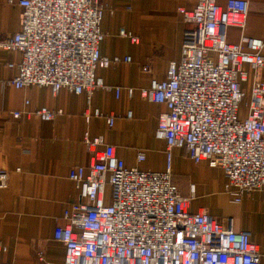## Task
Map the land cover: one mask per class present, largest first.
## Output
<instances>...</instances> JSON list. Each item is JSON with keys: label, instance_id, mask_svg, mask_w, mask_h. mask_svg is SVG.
<instances>
[{"label": "built area", "instance_id": "1", "mask_svg": "<svg viewBox=\"0 0 264 264\" xmlns=\"http://www.w3.org/2000/svg\"><path fill=\"white\" fill-rule=\"evenodd\" d=\"M20 27L0 34V48L16 49L21 58L10 79L15 87L49 85L53 94L61 87L89 97L104 84L95 74L130 55L108 56L100 52L104 33L100 27L105 4L100 0H17ZM190 25L183 31L181 56L170 60L166 76L151 78L139 93L165 104L155 136L171 147H183L193 161L206 159L222 169L226 189L235 201L254 190L264 197V80L253 77L246 115L239 117L243 98L241 82L264 66V38L241 34L227 40V27L245 26L247 0H196L191 9L181 8ZM119 34L137 37L125 28ZM149 70V65H142ZM133 87H128L129 94ZM28 100L25 99V104ZM31 111L12 109L18 118ZM50 120L62 112L46 106L33 111ZM101 115L94 108L86 119ZM132 111H127L131 116ZM108 125L113 114L105 115ZM83 141L92 152L89 165H73L68 177L79 191V200L62 213L53 239L64 245L62 264H260L261 253L247 229H230L206 210H190L189 200L165 170L127 166L114 146L101 136ZM99 143L102 150H94ZM137 160L144 159L142 150ZM8 172L0 167V187L7 185ZM110 193L105 198V186ZM1 264H12L2 262Z\"/></svg>", "mask_w": 264, "mask_h": 264}, {"label": "crops", "instance_id": "2", "mask_svg": "<svg viewBox=\"0 0 264 264\" xmlns=\"http://www.w3.org/2000/svg\"><path fill=\"white\" fill-rule=\"evenodd\" d=\"M104 6L100 27L104 33L99 43L104 55H130L107 67H97L95 74L104 84L88 97L61 87L55 94L49 85L29 84L15 87L10 79L21 54L16 49L0 48V167L8 172L7 185L0 187V264H62L64 245L53 239V230L66 207L79 200V191L68 177L73 165H89L91 151L83 141L101 136L103 143L114 146L115 153L127 166L165 170L170 163L171 176L189 200L190 210H206L230 229H247L261 253L264 264V197L254 190L235 201L226 189L227 177L206 159L193 161L185 148L171 147L167 157L166 142L155 136L159 114L165 104L151 101L139 93L151 78L166 76L170 60L181 56L183 31L190 25L181 8L191 9L196 0H100ZM224 5L226 0H216ZM245 26L227 27V40L237 43L241 34L264 38V0H247ZM21 7L17 0H0V34L20 27ZM123 27L137 37L133 41L119 34ZM264 54V46L262 49ZM148 64L149 70L142 69ZM248 76L241 82L243 98L253 77L264 80V66L252 71L244 64ZM133 87L131 94L127 88ZM25 99L28 103L25 104ZM242 102V101H241ZM241 105V103H240ZM46 106L61 109L53 119H41L34 109ZM94 108L101 115L87 113ZM12 109L31 111L15 118ZM131 110V116L127 111ZM245 112L239 117H244ZM113 114L108 125L105 115ZM99 143L94 150H102ZM144 159L137 160V151Z\"/></svg>", "mask_w": 264, "mask_h": 264}, {"label": "rangeland", "instance_id": "3", "mask_svg": "<svg viewBox=\"0 0 264 264\" xmlns=\"http://www.w3.org/2000/svg\"><path fill=\"white\" fill-rule=\"evenodd\" d=\"M247 95L244 97V99L242 100L241 102V105H240V115H242L244 112H245V102L247 101ZM110 193V187L109 185H106L105 186V198L108 199V195Z\"/></svg>", "mask_w": 264, "mask_h": 264}]
</instances>
